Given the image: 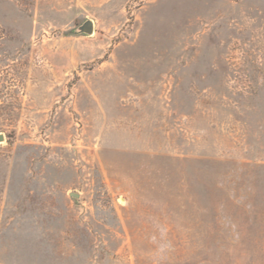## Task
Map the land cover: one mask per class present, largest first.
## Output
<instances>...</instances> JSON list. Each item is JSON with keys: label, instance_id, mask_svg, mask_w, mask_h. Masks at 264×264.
I'll return each instance as SVG.
<instances>
[{"label": "rangeland", "instance_id": "1", "mask_svg": "<svg viewBox=\"0 0 264 264\" xmlns=\"http://www.w3.org/2000/svg\"><path fill=\"white\" fill-rule=\"evenodd\" d=\"M0 134V264H264V0H0Z\"/></svg>", "mask_w": 264, "mask_h": 264}, {"label": "water", "instance_id": "2", "mask_svg": "<svg viewBox=\"0 0 264 264\" xmlns=\"http://www.w3.org/2000/svg\"><path fill=\"white\" fill-rule=\"evenodd\" d=\"M76 34L92 35L94 33V23L91 20L85 21L81 26L78 27ZM5 137L0 134V142L4 141ZM72 198H79L78 194H71Z\"/></svg>", "mask_w": 264, "mask_h": 264}]
</instances>
